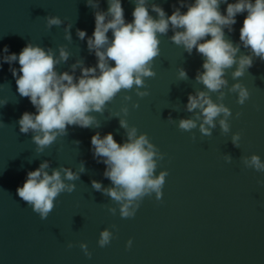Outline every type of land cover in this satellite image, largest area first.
Listing matches in <instances>:
<instances>
[{"label":"water","instance_id":"1","mask_svg":"<svg viewBox=\"0 0 264 264\" xmlns=\"http://www.w3.org/2000/svg\"><path fill=\"white\" fill-rule=\"evenodd\" d=\"M149 3L162 7L166 15L179 7L178 0ZM121 4L125 20L131 22L132 0H121ZM225 7L220 6L222 14ZM99 8L107 10L106 0H100ZM150 15L155 18L154 13ZM245 15L236 17L232 33L225 30L226 39L234 45ZM47 16L61 19L62 25L47 29ZM64 24L72 25L70 42L63 39ZM77 29L86 36L94 29L93 11L85 0H0V49L7 46L9 53L19 54L31 43L55 52L57 46L65 45L70 56L56 67L58 73L69 71L77 60L85 67L96 64L85 41L77 38ZM107 35L111 38V32ZM171 35L169 31L158 37L159 55L151 68L155 75L145 78L144 87L138 89L147 91V96L138 98L133 90H122L103 113H91L100 127H67V135L41 153H36L31 134H21L16 123L22 113L35 110L16 92L9 65H0V100L6 102L0 107V264H264V172L242 163V158L251 155L264 162V62L254 59L236 81L231 79L235 66L226 72L229 87L240 83L249 93L239 105L236 94L223 89L222 103L231 113L227 134L221 133L219 125L209 136L201 135L198 127L185 132L176 122L193 116L184 111V105L189 94L204 90L195 82L203 61L195 49L188 55L172 44ZM239 54L248 52L241 47ZM11 67L19 65L14 62ZM178 67L186 71V80H177ZM75 74L79 75V69ZM126 95L129 101L123 99ZM217 95L210 94L214 102ZM124 107L126 116L113 117ZM120 118L136 128L137 135L145 134L161 155L154 175L167 173L160 200L154 193L143 197L131 218H121L118 205L91 188V181L101 183L102 188L112 185L103 177L105 166L92 157L90 138L96 132L101 136L112 133L122 143L126 131L119 127ZM233 134L240 136L238 147L231 143ZM44 161L49 162V174L60 167L78 171L81 164L84 172L71 182L74 191L58 195L47 218L41 220L16 190L26 174ZM105 229L112 238L100 247L99 233ZM81 243L89 256L80 249Z\"/></svg>","mask_w":264,"mask_h":264},{"label":"clouds","instance_id":"2","mask_svg":"<svg viewBox=\"0 0 264 264\" xmlns=\"http://www.w3.org/2000/svg\"><path fill=\"white\" fill-rule=\"evenodd\" d=\"M99 3L100 0H85V6L93 11L91 36H86L83 30H76L77 38L85 41L88 53L95 57V66L85 67L81 60H77L69 71L58 73L56 67L66 63L70 56L65 45L57 46L55 52L31 43L19 54L9 53L7 46L0 49V65H9L16 92L21 98H27L35 110L34 113H22L16 123L21 134H31L36 153H41L58 137L67 135V127H100L91 113H103L105 105L122 90H133L138 98L147 96V91L138 89L144 87L145 78L155 75L151 68L153 59L159 55L158 37L167 35L169 31L172 35L168 39L172 44L181 47L188 55L195 49L203 61L195 82L204 90L187 96L184 111L193 116L177 121V128L188 132L198 127L201 135L209 136L211 130L219 125L221 133L227 134L231 113L222 103L223 89L235 93L239 105L245 103L249 93L240 83L229 87L225 75L235 66L231 79L236 81L252 67L254 59L264 62V0H178L179 7H175L171 15H166L162 7L149 3V0H132L131 22L125 20L121 0H106V11L100 10ZM221 5H226L223 14ZM181 8L186 11L182 13ZM150 12L155 14V18ZM245 13L239 29V42L234 45L226 39L225 30L232 33L236 17ZM44 20L47 29L60 27L63 23L55 16H47ZM71 27V24L63 27V39L68 42L71 41ZM109 32L111 38L107 35ZM241 47L247 50V55H238ZM14 62L19 65L18 69L11 67ZM77 69L78 76L75 74ZM176 78L186 80V71L178 67ZM211 93L218 94L215 102L210 97ZM123 99L129 101L131 97L126 95ZM5 103L0 100V107ZM137 106L132 104L133 108ZM127 112L126 107L121 108L120 113L113 117L126 116ZM168 121L171 123V118ZM118 123L126 131V139L122 143L118 144L112 133L101 136L96 132L90 138L92 157L105 166L103 177L112 185L102 188L101 183L91 181V188L114 201L121 218H131L143 197L154 193L156 200H160L167 173L161 171L154 175L157 161L162 157L147 136L137 135V129L129 127L124 119L120 118ZM239 140V134L231 136L234 147H238ZM74 143L78 145L79 141ZM230 159V156L225 157L226 162ZM242 163L246 168L264 172V162L256 155L242 158ZM49 167L48 161L40 163L26 174L24 183L16 190L17 196L41 220L47 218L58 195L74 191L75 185L71 182L77 181L79 173L84 172L83 164L78 171L60 167L52 169L50 174ZM115 211L109 209V212ZM111 238L112 234L107 229L102 230L98 246H106ZM130 245L131 241H128ZM79 247L85 256L90 255L85 244L81 243Z\"/></svg>","mask_w":264,"mask_h":264}]
</instances>
